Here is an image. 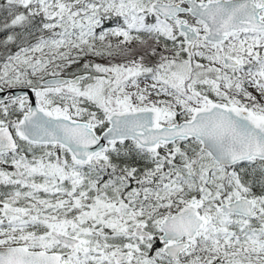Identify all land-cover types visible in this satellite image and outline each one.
<instances>
[{"label": "snow or ice", "instance_id": "obj_1", "mask_svg": "<svg viewBox=\"0 0 264 264\" xmlns=\"http://www.w3.org/2000/svg\"><path fill=\"white\" fill-rule=\"evenodd\" d=\"M0 264H264V0H0Z\"/></svg>", "mask_w": 264, "mask_h": 264}]
</instances>
